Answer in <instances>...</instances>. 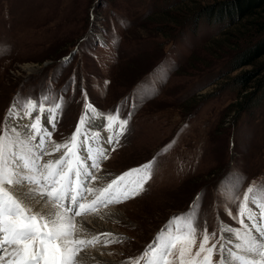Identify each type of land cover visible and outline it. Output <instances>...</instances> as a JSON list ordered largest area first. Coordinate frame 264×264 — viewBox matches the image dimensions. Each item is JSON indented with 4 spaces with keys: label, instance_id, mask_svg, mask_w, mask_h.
<instances>
[{
    "label": "rangeland",
    "instance_id": "obj_1",
    "mask_svg": "<svg viewBox=\"0 0 264 264\" xmlns=\"http://www.w3.org/2000/svg\"><path fill=\"white\" fill-rule=\"evenodd\" d=\"M194 1L202 7L221 0ZM190 2L0 0V122L18 93L38 95L50 77L59 90L75 70L77 88L65 94L67 104L53 139L71 134L78 123L83 77L89 99L99 109L114 110L127 97L122 112H132L128 131L102 170L118 176L157 157L144 191L115 205L121 219L114 230L128 238L103 251L115 264L140 254L201 191L206 192L208 231L220 220L235 225L223 210L217 186L234 171L247 177L245 189L264 178V105L238 110L233 106L238 93L229 85L251 68L232 71L246 41L235 49L221 40L230 29L217 34L222 26L207 16L195 25ZM216 40L221 41L213 46ZM77 48L65 66L62 58ZM105 80L110 81L107 88Z\"/></svg>",
    "mask_w": 264,
    "mask_h": 264
},
{
    "label": "snow or ice",
    "instance_id": "obj_2",
    "mask_svg": "<svg viewBox=\"0 0 264 264\" xmlns=\"http://www.w3.org/2000/svg\"><path fill=\"white\" fill-rule=\"evenodd\" d=\"M78 52L63 57V64H70ZM54 78L38 95L18 93L0 122V264H100L98 246L128 238L97 231L88 217L118 222L112 206L139 196L157 161L154 156L118 176L102 170L128 131L132 112H122L127 97L114 110L99 109L90 101L83 77L78 123L71 134L54 140L65 94L75 93L77 74L74 70L59 90L51 83ZM109 84L103 82L105 88ZM246 181L234 171L216 188L235 225L220 220L209 232L203 218L206 192H198L187 211L172 216L140 254L120 264H264V178L245 189Z\"/></svg>",
    "mask_w": 264,
    "mask_h": 264
},
{
    "label": "trees",
    "instance_id": "obj_3",
    "mask_svg": "<svg viewBox=\"0 0 264 264\" xmlns=\"http://www.w3.org/2000/svg\"><path fill=\"white\" fill-rule=\"evenodd\" d=\"M190 3L193 5L190 16L195 25L203 16H207L208 21L222 26L217 34H221L225 28L230 29L222 33L221 40L228 41L235 49L243 38L246 41L247 45L240 49L232 63L233 68L230 67L232 71L251 67L230 80L229 85H233L239 99L233 106L237 105L240 110L242 107L264 105V0H221L202 7L196 5L194 0ZM164 17L168 19L166 15ZM221 40L214 41L212 45L216 46Z\"/></svg>",
    "mask_w": 264,
    "mask_h": 264
},
{
    "label": "bare ground",
    "instance_id": "obj_4",
    "mask_svg": "<svg viewBox=\"0 0 264 264\" xmlns=\"http://www.w3.org/2000/svg\"><path fill=\"white\" fill-rule=\"evenodd\" d=\"M27 69H29L30 71L32 70V68L30 66H28ZM112 210L118 214V217H119V220H120L121 219V211H120L119 207L112 206ZM88 219L91 222L93 228H95L97 231H100V232L110 231V232H113L114 234L121 235V234H118L114 230L115 225H113L114 222H113L112 219L105 218L103 221H97V219L95 217H93V216H89ZM119 220H118V222H119ZM115 224H116V222H115ZM98 248L102 252L107 250L106 248H103V247H100V246H98ZM93 253L95 254L96 250H93ZM97 258L100 261V264H104V261H109V262H111V264H115V263H113L114 261L112 260V258L107 256L106 254H103V258L102 259H100L99 256Z\"/></svg>",
    "mask_w": 264,
    "mask_h": 264
}]
</instances>
